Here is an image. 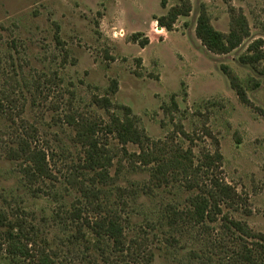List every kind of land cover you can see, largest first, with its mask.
<instances>
[{"label":"rangeland","instance_id":"374dc122","mask_svg":"<svg viewBox=\"0 0 264 264\" xmlns=\"http://www.w3.org/2000/svg\"><path fill=\"white\" fill-rule=\"evenodd\" d=\"M202 3L225 33L243 13L250 36L209 51L195 33ZM175 4L0 0V230H26L55 264H264V74L239 60L264 40V0H192L160 28ZM112 216L121 246L80 224ZM0 264L34 263L3 253Z\"/></svg>","mask_w":264,"mask_h":264},{"label":"trees","instance_id":"16d2710c","mask_svg":"<svg viewBox=\"0 0 264 264\" xmlns=\"http://www.w3.org/2000/svg\"><path fill=\"white\" fill-rule=\"evenodd\" d=\"M167 4L168 0H161V5L163 8H166ZM192 8V0H177V4L172 6L166 14L155 17V21H157L160 28H165L168 31H172L174 30L175 23L179 17L190 16ZM195 33L198 39L209 51L216 54H227L239 47L244 42V40L250 36V26L246 16L241 13L238 16L232 18L230 29L227 33L219 31L213 26L211 22V17L208 13L206 4L202 3L197 19ZM140 35L141 33H136L133 35L134 40L139 41L138 36ZM148 43V37H144V39L139 41V44L143 47ZM239 60L242 64H248L254 70L264 74V67L263 69L259 68V64L264 62V40H254L249 45L248 51L245 54L240 55ZM221 68L229 78L232 88L236 90V93L242 102L248 103L249 99L246 94V90L240 84L239 77L231 70L228 65L223 64L221 65ZM259 85V81H256L254 84L255 88ZM134 134L136 136V140L134 141L144 144V141L142 140L143 138H141V133L138 130H134ZM37 157L38 160H36ZM37 157L35 159V164L38 170L42 172L45 168L44 161L46 157L42 156V154L40 155L39 153ZM157 170L158 174L162 172V174L165 175V165L158 166ZM213 190H220V192L231 196L230 187L227 185L223 186L222 183L216 182V187ZM198 204L199 205L196 206V214L203 218L205 210L208 207L207 198L200 199ZM72 215H75V219L81 218L82 216L79 210L75 211V213ZM118 218V216H112L108 218L100 217L95 221H90L87 218H84L80 224L84 223L96 235H106L110 238H113L116 245L121 246L123 242L122 237L124 235V229L122 224L118 221ZM0 222L2 224H6V215L3 212H0ZM231 224L236 227L239 232L243 233L247 237H256V235H253L247 226L240 221H233ZM8 225H11V223H8ZM37 245V241L30 238L29 233L22 228H16L12 226L10 229H6L4 231L0 230V255L4 253L12 257L22 258L23 260L34 264H55L54 259H52L47 251H45L42 246ZM34 246H37L38 249H35ZM260 247L264 249V245L261 244ZM243 250L244 254H248V259L253 261L252 249L246 245H243ZM260 252L264 253V250H261Z\"/></svg>","mask_w":264,"mask_h":264},{"label":"crops","instance_id":"0c3cea01","mask_svg":"<svg viewBox=\"0 0 264 264\" xmlns=\"http://www.w3.org/2000/svg\"><path fill=\"white\" fill-rule=\"evenodd\" d=\"M157 22V21H156ZM162 29H164V28H162Z\"/></svg>","mask_w":264,"mask_h":264}]
</instances>
